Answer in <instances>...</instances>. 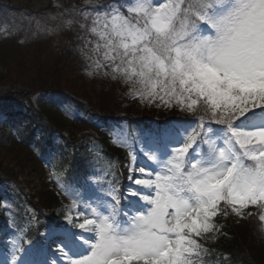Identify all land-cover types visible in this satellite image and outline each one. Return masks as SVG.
Returning <instances> with one entry per match:
<instances>
[{
    "label": "snow or ice",
    "instance_id": "obj_1",
    "mask_svg": "<svg viewBox=\"0 0 264 264\" xmlns=\"http://www.w3.org/2000/svg\"><path fill=\"white\" fill-rule=\"evenodd\" d=\"M94 12L93 71L207 119L175 118L143 137L151 163L136 168L132 156L131 214L98 205L80 213L79 238L56 228L49 238L78 256L70 264H199L219 212L264 209V0H120Z\"/></svg>",
    "mask_w": 264,
    "mask_h": 264
},
{
    "label": "rangeland",
    "instance_id": "obj_2",
    "mask_svg": "<svg viewBox=\"0 0 264 264\" xmlns=\"http://www.w3.org/2000/svg\"><path fill=\"white\" fill-rule=\"evenodd\" d=\"M10 1L15 8L11 9V7H7L4 2L0 1V44L8 45V48H10L1 50L0 52L4 53L1 54L4 58L0 61V91H12L17 93L21 90H27V85L34 77L32 69L30 68V65L35 61L33 58L35 59L42 56V60L46 63V61L48 62L52 59L51 57L53 54H58L60 49L64 50V52H69L70 50L71 54H67L68 56L65 58L67 62L72 61L70 64V71L65 75L68 83L64 82V84L61 85V88H63L62 94L54 95L53 97L50 96L46 99L52 97V100L57 103V106L64 114V117L71 122L66 128L65 134L69 133L70 138L73 139V144L76 140H79L80 137H83L84 134L103 137L108 133V135L111 136V140L115 142L116 145L130 147L132 137L128 136L129 127L123 119L117 121L110 119L104 122L99 119L96 120V117L92 114H86L75 109L70 98H81L83 101L90 100L93 102L94 98L100 94L109 92L110 95H118L119 90H121L122 93L128 96L127 100L130 106L127 108V111L124 108L116 109L114 113H117L118 117L123 118L125 114L133 116L136 119L150 116L154 121H162L164 128H169V125L174 122L175 118L195 120L198 116L205 115V119H207V115L204 113L203 109H200L195 115H192L181 112L178 109H168L163 106L157 107L156 103L150 104V107L153 109L151 114L145 110L143 106L145 102L139 97H134L131 94L130 89L132 86L130 84H126L120 79L113 80L111 76L102 79L101 74L106 77L103 71H93L90 57L92 56L91 49L96 43L97 37L91 33L90 29L92 27V20L95 16L94 10L100 12L106 11L108 7L118 6L120 0ZM20 4H24L25 7H20ZM25 59H29V62ZM7 62H9V64H3ZM90 72L92 73L91 75H89ZM101 80L108 84L112 83L114 85L113 88L108 89V84H101L103 83ZM101 86L103 88H101ZM3 117V114L0 115L1 119ZM108 127L110 129H108ZM145 131L146 130L142 133H137V137L135 138H137L138 143H136V146L132 149L133 155L137 158L135 164L136 168L142 166L141 162L151 163L141 152L143 137L151 135ZM56 136L57 135L53 134L49 137L51 138L50 144L52 147L49 148L48 144H44L46 150L50 152H59V150H61L59 139ZM85 148L86 150L83 152L95 155L96 158L99 157V152H97L99 150L98 144L94 145V143H90ZM23 156L25 155L21 153V150L19 151V149L14 147L11 143L0 147V159L8 160L13 158L14 160L10 164H19L16 166L15 171H18V178L21 183H24L23 185L27 192L59 194L58 190H56L54 177H49L51 169H54L52 168L53 166L43 159L44 163L41 162V164L44 166L40 165L37 167L42 169L39 174V172L34 170L33 166H31L33 164L30 165V162L26 160V158H23ZM108 167L111 169L113 168L110 164H108ZM108 167L103 165L105 171L108 170ZM132 167L133 161L131 160V163H128L123 170L127 181L124 192L125 195H123L126 198L125 204H114L112 197H115V194L112 188H108L105 195H96V197H99L100 201L92 198L95 196L96 191L95 189H91V191H84L81 194L83 198L88 199L84 207L76 205H67L69 207H66L65 205L62 206L59 204L56 209L62 212L64 216L55 219L58 222L60 221L62 226L67 230H74L76 233L80 234L81 229H79L77 225L83 222V217L80 213L85 209L95 208L98 205H114L120 212H129V214H131L130 202H134L138 199V197L129 194L132 189L138 188V186H135L129 180V176L133 175V173H130ZM43 175L47 176V178L42 180L41 177ZM135 175H139V173H135ZM58 187L61 189L60 185ZM4 189L5 188H2L0 191V209L4 210L6 216L13 223L14 217L17 216L18 213H21L26 206L19 203L21 201L17 199V193L15 191H4ZM115 200L117 201L116 197ZM21 206L23 207L21 208ZM223 207V202H221V208L223 209ZM227 212L231 216L234 215L230 208L227 209ZM21 217L23 216L21 215ZM253 220L251 216L248 221L239 225L243 227V234L246 232L247 228L251 229L255 226V223L252 222ZM246 224L247 226L244 228ZM217 238V232L212 231L205 233L200 239V242L203 246V244L213 242ZM257 240V242L260 241L258 238ZM14 242L15 241H9L3 245L4 249L0 248V264H12L14 259L35 260L25 257L24 255L15 257L13 254L15 250ZM56 246L58 248L62 247L60 243ZM37 249H39L38 246L36 247V250ZM255 250L256 252L253 250L252 253L256 254L255 256L260 258L264 255V245L261 247L259 246ZM65 252H68V256L61 254L58 250L55 257L47 254L45 257L47 264H51L52 261L59 262L60 264H70L69 258H78V256L72 255L68 250H65ZM258 263L260 262L258 261Z\"/></svg>",
    "mask_w": 264,
    "mask_h": 264
},
{
    "label": "trees",
    "instance_id": "obj_3",
    "mask_svg": "<svg viewBox=\"0 0 264 264\" xmlns=\"http://www.w3.org/2000/svg\"><path fill=\"white\" fill-rule=\"evenodd\" d=\"M7 49H10L8 48V45L0 44V52L1 50ZM1 54L4 53H0V61H2V58H4L1 56ZM51 58L52 59L48 61L49 63L47 61L46 63H44V60H42V56H39L35 59L33 58V60L35 61L30 65V68L32 69L34 77L27 85L28 89L26 91L21 90L17 92L18 98L29 101V96L36 91H57L61 89V85L64 84V82L68 83L65 75H67L69 70L67 68V62L64 60V54L55 55ZM25 60L29 62V59ZM3 64L7 65L9 64V62ZM101 84L107 85L108 83H105L103 81V83ZM113 86L114 85L112 83H109L108 89L113 88ZM101 88L103 87L101 86ZM120 92L121 90H119L118 95H110L109 92L100 94L94 98L93 102L90 100L85 101V103L80 102V106L83 109H86L93 113H97L101 117L114 115V111L118 108H124L127 111V108H129L130 106L127 100L128 96ZM10 94L11 93L4 94V97L8 98ZM144 102L145 104L143 103V106L145 107V110L152 114L153 109L150 107V104L147 101ZM36 106L38 107L37 109L32 107L30 108L31 113L37 120V123L44 129L59 130L61 132L67 126H69L67 121L48 109L45 104L39 103ZM12 145L14 147H17L19 151L21 150V153L25 155L23 156V158H26V160L30 162V165L33 164L31 166H33V168L35 169L36 160L29 152V150H27L25 145L21 146V144L18 143H13ZM106 149L107 150H105V152L111 155L112 159L116 161V163L123 165L125 162H128L130 160L129 150L115 148L113 145L112 148L106 146ZM13 160V158L8 160L0 159V179L15 177V168L19 164L17 163L11 165L10 163H12ZM81 174V172L75 173L76 176H80ZM30 193L34 205H37L39 207H49L50 209L59 200V198L55 194L36 192ZM262 214H264V212H262ZM262 214L254 216L256 217V220H253L252 222L255 223V226L251 229L247 228L244 234L242 233L243 227H240L239 225L245 222V220L243 221L238 216H236L237 218H233L232 220H228V216L223 214H220V216L218 217L212 218L211 223L221 235L218 236L215 243H213L216 250H214L212 255L217 257L207 259L205 261L206 264H210L212 261H217L218 264H264V255L259 258L258 256H255L256 254H252L253 250L256 252L255 249H257L259 246L261 247L264 245V221L260 220V215ZM246 226L247 224L244 228H246ZM257 238L260 240V244L259 242H257ZM224 254L227 256L225 257ZM257 260L260 263H258Z\"/></svg>",
    "mask_w": 264,
    "mask_h": 264
}]
</instances>
